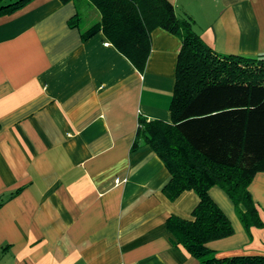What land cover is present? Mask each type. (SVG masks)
<instances>
[{
	"label": "crops",
	"instance_id": "0c3cea01",
	"mask_svg": "<svg viewBox=\"0 0 264 264\" xmlns=\"http://www.w3.org/2000/svg\"><path fill=\"white\" fill-rule=\"evenodd\" d=\"M171 1L214 52L264 57V0ZM76 12L34 0L0 17V264H199L166 225L192 219L198 196L170 201L159 153L131 150L140 117L171 122L182 42L156 29L140 73L103 34L83 41ZM249 191L264 224V173ZM209 194L234 234L207 247L264 256V225L246 230L221 188Z\"/></svg>",
	"mask_w": 264,
	"mask_h": 264
},
{
	"label": "trees",
	"instance_id": "16d2710c",
	"mask_svg": "<svg viewBox=\"0 0 264 264\" xmlns=\"http://www.w3.org/2000/svg\"><path fill=\"white\" fill-rule=\"evenodd\" d=\"M33 1L0 0V17ZM60 1L74 3L77 12L68 24L80 29L83 41L103 34L140 73L156 29L181 40L171 122L140 117L131 150L152 146L159 153L170 173L163 188L170 201L186 191L198 196L192 219L171 216L166 225L199 264H264V256L220 257L207 247L234 234L209 194L214 187L233 202L246 230L264 225L249 191L255 176L264 173V57L214 52L195 32L193 22L177 15L171 0ZM92 11L98 13V21L81 30Z\"/></svg>",
	"mask_w": 264,
	"mask_h": 264
},
{
	"label": "rangeland",
	"instance_id": "374dc122",
	"mask_svg": "<svg viewBox=\"0 0 264 264\" xmlns=\"http://www.w3.org/2000/svg\"><path fill=\"white\" fill-rule=\"evenodd\" d=\"M85 23H86V20H84V22H83L82 26H85Z\"/></svg>",
	"mask_w": 264,
	"mask_h": 264
}]
</instances>
